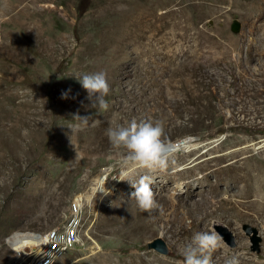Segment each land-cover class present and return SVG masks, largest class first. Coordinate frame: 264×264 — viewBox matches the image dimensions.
Listing matches in <instances>:
<instances>
[{"label": "rangeland", "instance_id": "rangeland-1", "mask_svg": "<svg viewBox=\"0 0 264 264\" xmlns=\"http://www.w3.org/2000/svg\"><path fill=\"white\" fill-rule=\"evenodd\" d=\"M100 71L103 110L75 77ZM133 119L194 138L195 152L121 177L124 150L106 130ZM262 141L264 0H0V264H21L12 234L72 219L77 240L52 264H182L184 245L210 231L224 241L212 264H264ZM103 169L109 195L93 190ZM144 174L159 205L150 213L128 198ZM155 237L168 254L147 248Z\"/></svg>", "mask_w": 264, "mask_h": 264}, {"label": "clouds", "instance_id": "clouds-1", "mask_svg": "<svg viewBox=\"0 0 264 264\" xmlns=\"http://www.w3.org/2000/svg\"><path fill=\"white\" fill-rule=\"evenodd\" d=\"M83 89L88 93L87 99L91 108L107 109V97L111 92L107 74L103 71L75 76ZM69 92L62 93V99H67ZM91 116H81L79 112L73 114V120L78 121L77 127L89 126ZM96 123L93 122L92 124ZM106 136L115 149H123L121 177L126 178L140 170L164 171L176 163L179 152H186L193 146L194 138L183 137L177 141L170 140L165 132L162 121L144 119L131 120L127 125L109 126ZM150 175H140L135 182H130L133 189L128 194L129 199H134L136 206L143 212H152L157 209L156 194L152 189ZM100 193L110 194L105 186H101ZM224 247L222 236L215 232H198L191 241L184 245L182 250V264H212V253ZM227 264H239L237 257L233 256Z\"/></svg>", "mask_w": 264, "mask_h": 264}, {"label": "bare ground", "instance_id": "bare-ground-1", "mask_svg": "<svg viewBox=\"0 0 264 264\" xmlns=\"http://www.w3.org/2000/svg\"><path fill=\"white\" fill-rule=\"evenodd\" d=\"M264 144V141H262ZM196 149V146H192V148L184 153L195 152L193 150ZM183 152V151H182ZM108 171L103 169V172L99 174L96 178V186L93 190L101 188V186H105L107 190L113 188V185L106 180V176ZM256 188H254V191ZM253 191V188L250 187V192ZM90 196H87L89 198ZM77 205H81L80 196L76 197ZM173 221H176L178 224L181 223L182 218L179 216L177 212H174ZM172 221V222H173ZM141 227L137 225V220L133 218V233L138 231ZM53 234L54 238H49ZM78 237V222L76 219H72L70 222L66 223L62 227H57L54 229L47 230L45 232H17L12 234L9 237V242L13 244L15 248V254L13 261H19V263L23 264H52L55 259L66 253L70 247H72ZM45 240V250L44 246L39 245ZM54 241H56L54 243ZM33 248L26 250V247ZM139 261H133V264H151L150 261L143 260L141 258ZM113 264V263H110Z\"/></svg>", "mask_w": 264, "mask_h": 264}, {"label": "water", "instance_id": "water-1", "mask_svg": "<svg viewBox=\"0 0 264 264\" xmlns=\"http://www.w3.org/2000/svg\"><path fill=\"white\" fill-rule=\"evenodd\" d=\"M230 30L232 32H237L239 30V23L237 20H233L230 24ZM245 231L248 233L250 230H252L249 226L244 225ZM230 242L232 241L231 237L226 238ZM252 243H253V248L257 251V238L252 237ZM146 246L148 249H154L160 254L166 255L169 253V249L166 247V245L163 243L162 239L159 237H155L149 241H147Z\"/></svg>", "mask_w": 264, "mask_h": 264}, {"label": "built area", "instance_id": "built-area-1", "mask_svg": "<svg viewBox=\"0 0 264 264\" xmlns=\"http://www.w3.org/2000/svg\"><path fill=\"white\" fill-rule=\"evenodd\" d=\"M77 206V199L75 198V201H74V207H76ZM71 213H72V211H71ZM70 213V214H71ZM6 236H8V234L6 235ZM5 236V237H6ZM5 237H4V239H5ZM49 238H54V236H53V234H52V236L51 237H49ZM3 239V240H4ZM56 241H54V243H55ZM39 245H42V246H44V250H45V240L42 242V244H39ZM35 245H33L32 247H26V250H29V249H31V248H33ZM36 264H40V263H36Z\"/></svg>", "mask_w": 264, "mask_h": 264}]
</instances>
